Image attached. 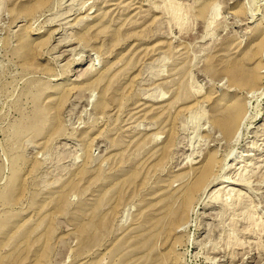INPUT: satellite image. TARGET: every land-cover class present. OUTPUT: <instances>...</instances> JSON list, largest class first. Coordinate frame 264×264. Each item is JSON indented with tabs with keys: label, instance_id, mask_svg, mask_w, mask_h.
Returning a JSON list of instances; mask_svg holds the SVG:
<instances>
[{
	"label": "rangeland",
	"instance_id": "1",
	"mask_svg": "<svg viewBox=\"0 0 264 264\" xmlns=\"http://www.w3.org/2000/svg\"><path fill=\"white\" fill-rule=\"evenodd\" d=\"M0 264H264V0H0Z\"/></svg>",
	"mask_w": 264,
	"mask_h": 264
},
{
	"label": "bare ground",
	"instance_id": "2",
	"mask_svg": "<svg viewBox=\"0 0 264 264\" xmlns=\"http://www.w3.org/2000/svg\"><path fill=\"white\" fill-rule=\"evenodd\" d=\"M173 12V11H172ZM249 60H252V58L249 56ZM224 71L226 76L228 77L230 83L234 88L241 90H248L258 87L260 81L258 74L252 69L249 63H246L242 61L240 64L237 62L232 63L230 65H227L224 67ZM226 77V79H227ZM227 82V81H226ZM255 91V90H254ZM243 93V92H242ZM192 105V104H190ZM191 111V110H190ZM189 112V111H188ZM193 112V111H192ZM212 126L221 133L224 138H231L238 134L239 128H241V125L244 124V110H243V102L236 99L232 101L231 99L225 102H222L221 100H216L212 102ZM196 117V116H195ZM244 126V125H243ZM253 156L250 155L249 160L252 161ZM212 156H206L203 161L199 162V164L195 167H193L194 170V180L193 181H200L207 177L208 173L211 170L212 167ZM249 162H247L248 165ZM245 168V167H244ZM247 171V170H246ZM239 172V171H238ZM245 173V172H243ZM239 176V173H237ZM242 178L244 177L242 174H240ZM233 177L231 174L228 176V178ZM213 179V177H212ZM215 180V179H214ZM241 180V179H240ZM236 179L230 181V184H234ZM243 181V180H242ZM239 184V183H238ZM188 186V185H187ZM193 184H190L187 188V190H192ZM220 187V186H219ZM206 189V188H205ZM214 191H217L218 194L215 195L216 201L222 200L219 194H222V192H225V195L228 196L226 201H230L229 204L232 202V195L235 192V187H230L229 185H224L217 190L214 189ZM212 191V192H214ZM202 192V191H201ZM215 192V193H217ZM192 195H189L188 198L183 199L182 204L185 203V201L190 200ZM182 200V199H181ZM173 212V213H172ZM186 213V210H181L180 216H183ZM168 214L177 215L178 213L176 211H173L172 209H169ZM179 216V217H180ZM174 217V216H173Z\"/></svg>",
	"mask_w": 264,
	"mask_h": 264
}]
</instances>
